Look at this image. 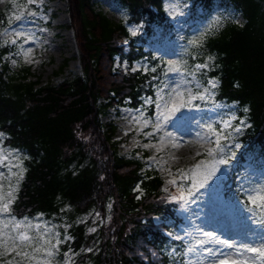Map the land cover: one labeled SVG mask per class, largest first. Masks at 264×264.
<instances>
[{"label":"trees","instance_id":"16d2710c","mask_svg":"<svg viewBox=\"0 0 264 264\" xmlns=\"http://www.w3.org/2000/svg\"><path fill=\"white\" fill-rule=\"evenodd\" d=\"M112 1L122 10L119 22L93 0H67L82 73L58 83L31 80L30 67L12 70L8 56L15 47L0 40L3 147L30 157L24 159L27 172L12 208L18 217L58 226L62 242L53 264H65V253L72 264H188V244L175 239L184 213L177 202L164 199L176 189L166 193L163 179L146 169L144 158L119 155L113 142L117 128L106 127L102 116L114 106L143 105L148 114L154 112L144 98L155 99L156 86L177 73L166 75L167 60L162 63L148 44L171 43L188 66L209 63L197 77L216 78L217 105L248 125L237 135L241 147L223 181L235 192L237 174L264 170V0ZM170 3L185 12L179 23L168 14ZM218 5L227 10L216 11ZM237 14L245 19L241 24ZM216 18L220 26L212 28ZM9 23L8 13L0 11V33ZM200 28L209 32L202 47L189 46ZM117 58L141 69L115 68ZM212 107L217 106L202 109Z\"/></svg>","mask_w":264,"mask_h":264},{"label":"snow or ice","instance_id":"6c2138e0","mask_svg":"<svg viewBox=\"0 0 264 264\" xmlns=\"http://www.w3.org/2000/svg\"><path fill=\"white\" fill-rule=\"evenodd\" d=\"M40 3L42 0H27L29 5ZM167 10L169 16L178 23L179 17L185 15L176 3L168 4ZM31 15L35 18L37 12L32 11ZM15 19L21 21L23 18L16 15ZM218 26H220V18H216L212 28ZM129 30L135 35L138 28L133 27ZM13 31L14 35L23 38L25 43L35 39L28 32ZM208 34L207 30L201 32L199 36L189 40L188 45L202 47ZM31 51V48L25 51V58ZM191 54L196 55V53ZM207 60L212 61L213 57L209 55ZM161 62L163 63V58ZM209 66V63L188 66L185 60H168L166 75L177 73L180 79L164 83L162 87L157 85L155 99L144 98L145 104L154 105V112L147 114V109L142 105L135 110L138 115L132 116L130 122L139 125L137 132H143L145 137H153L154 134L159 136L156 145L150 141L144 145L146 149L157 146V151H160L166 144L179 148L184 144L192 143L193 140L200 145H207L203 148V153L196 152L197 156L203 154L205 158L189 169H176V174H173L170 168H162L170 177L168 184L176 189L175 193H170L164 199L177 202L180 210L187 214L185 218L189 221L190 230L182 229L184 235L177 234L175 239H187V254L196 256L195 264H201L203 260H207L208 264H264V171L260 173L261 182H257L255 173L237 174L236 179L239 183L235 192L230 185L223 182L232 168L236 150L241 147L237 135L248 126L246 120L230 111L227 114L228 118H221L217 126L216 121L198 120L191 115L193 110L201 111L202 106H218L215 101L217 79L208 78L202 82L197 77L198 71ZM151 70L155 71V68ZM144 71L147 72L149 69L145 67ZM201 76H206V73L201 72ZM153 79L159 78L153 77ZM247 111L245 109V112ZM237 120L238 123L233 124V121ZM145 128L151 130L143 131ZM160 133L163 134L159 135ZM6 137L7 133L0 131V163L10 160H14L15 163L8 165L9 183L6 192L3 191L4 185L0 183V264H53L54 256L59 252L62 242V234L56 231L58 226H50L47 222L42 226L27 216L18 217L12 208L27 172L24 159L30 157L23 154L20 149L9 148L6 151L3 147V140ZM171 158L177 159L175 156ZM150 159L156 162L158 168L166 163L155 161V157ZM3 178L4 174L0 173V180ZM178 179L186 183H178ZM202 189L204 192H201ZM163 190L169 192L168 187ZM205 193L208 198L203 203V208L206 211L201 216L199 212L192 211L191 205L201 201ZM43 215V213L38 214V216ZM96 215L98 216L99 213ZM193 216L200 221L199 224L192 220ZM64 227L70 225L65 224ZM167 235L172 236L173 233L168 232ZM70 239L72 237L64 236V240ZM92 250L86 249L88 252ZM69 253H72L71 249ZM65 257V264H72L68 253H65Z\"/></svg>","mask_w":264,"mask_h":264},{"label":"rangeland","instance_id":"374dc122","mask_svg":"<svg viewBox=\"0 0 264 264\" xmlns=\"http://www.w3.org/2000/svg\"><path fill=\"white\" fill-rule=\"evenodd\" d=\"M93 2L95 7L106 14L111 20L115 22L121 20L122 10L112 0H93ZM226 10L227 8L221 5L216 7V11L219 12ZM0 11L7 12L10 18V23L1 31L0 40L3 44L15 47L14 52L8 56L12 70L18 71L21 68L30 67L32 72L30 79L36 81L40 78L42 84L58 83L68 77L82 73L74 34L73 31L69 29L70 19L67 0H42V3L38 5H29L27 4V0H0ZM32 11L37 12L35 18L31 15ZM228 12L229 14H234V9L229 8ZM16 15H20L23 19L17 21L15 19ZM235 19L238 24L243 20L240 15L235 16ZM206 28L208 29V26H206ZM13 30L28 32L32 34L35 39L25 43L23 38H17L14 35ZM204 31L205 30L202 28L198 29L196 36H199V34ZM13 40L16 42L12 43ZM28 48H31L32 51L28 53L27 58H25V51ZM146 49L156 52L158 57H162L167 61L178 60L179 58L176 48L172 47L171 43L160 46L153 42V44H148ZM13 60L17 62L13 63ZM66 62V67L62 69ZM120 66V62L117 59L115 68ZM122 67L131 70L133 68L136 70L141 69L138 63H135L132 67L124 63ZM179 79L180 75L175 74L169 81ZM213 108L215 110H213ZM227 114L228 112L221 106L203 108L201 111L193 110L191 113V115L198 120L216 121L217 126H219V120L221 118H228ZM134 115H138V113L129 106H114L103 114L102 122L106 127L114 125L117 128L113 137V142L116 144L119 155L126 158H144V161L147 163L146 169L158 172L164 181V188L168 187L170 191L173 187L168 184L170 177L162 168H170L173 174H176V169H189L195 163L205 158L203 154L197 156L196 152L200 151L203 153V148L207 147V145H200L193 140L192 143L184 144L179 148H173L170 144H166L160 151H157V146L146 149L144 145L150 141L153 145H156L159 136L154 134L153 137H145L143 132H137L139 125L130 122ZM150 130V128L143 129V131ZM169 130L171 131L172 129ZM194 130L196 129L194 128ZM162 134L163 133H160L159 135ZM5 150L7 151L6 148ZM172 156L177 157V159L173 160L171 158ZM150 157H155V161H164L166 163H163L161 168H158L156 162L150 159ZM12 163H15V161L10 160L0 163V173L4 174V178L0 180V183L4 185L3 191L5 192L7 191V185L9 183L8 165ZM150 164L152 166L148 167ZM261 171L264 170H253L251 172L252 174L255 173V178L258 181H260ZM12 179L14 180L15 178L13 177ZM182 181L183 180L178 179L177 182L180 183ZM207 198V193H205L201 201L191 205L192 211L199 212L202 216L203 212L206 211V209L203 208V203L207 201ZM186 215L187 214L184 215V221L180 226L181 236L184 235L183 231H181L182 229H189V221L185 218ZM192 220L197 224L200 222L194 216ZM157 221L159 220L157 219ZM40 224L43 226L44 223ZM182 241L188 244L186 238L182 239ZM195 260V255L188 254V264H195ZM201 264H208V261L203 260Z\"/></svg>","mask_w":264,"mask_h":264}]
</instances>
